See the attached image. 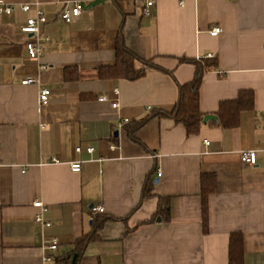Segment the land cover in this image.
Instances as JSON below:
<instances>
[{
	"label": "crops",
	"instance_id": "1",
	"mask_svg": "<svg viewBox=\"0 0 264 264\" xmlns=\"http://www.w3.org/2000/svg\"><path fill=\"white\" fill-rule=\"evenodd\" d=\"M2 1L14 11L0 16V264H45L46 254L71 264L75 255V264H229L233 234L243 238L244 264H264V0H153L149 17V0ZM69 2L83 9L66 24L60 15ZM38 11L50 42L30 60L34 38L22 28ZM214 28L222 33L212 37ZM120 34L158 68L136 81L100 78L116 65ZM183 59L217 63L200 89L205 116L216 117L244 90L254 92V109L235 129L211 121L195 135L174 120L150 119L133 141L127 126L173 111L179 88L194 80L196 67ZM28 77L37 83L23 85ZM44 89L47 105L39 99ZM251 151L257 165L244 166ZM74 163L81 172H72ZM207 174L216 176L217 191L205 231ZM160 198L170 199L167 221L158 215ZM36 201L47 208L48 228L35 222ZM98 206L104 214L92 212ZM94 219L106 222L79 257L76 244L92 234ZM52 240L58 252L44 251Z\"/></svg>",
	"mask_w": 264,
	"mask_h": 264
},
{
	"label": "trees",
	"instance_id": "2",
	"mask_svg": "<svg viewBox=\"0 0 264 264\" xmlns=\"http://www.w3.org/2000/svg\"><path fill=\"white\" fill-rule=\"evenodd\" d=\"M182 62L192 64L196 67V75L192 82L179 88V98L175 108L171 112H153V114L142 121L131 123L127 126L130 137L138 141L137 133L147 124L150 119L167 118L181 124L188 135L198 134L203 125L205 115L200 110V89L203 77L210 70L216 68V61L209 59L191 60L183 59ZM141 64V68L136 65ZM152 60H143L132 53L124 44L121 34L116 44V65L112 68L100 70V78L103 79H124L136 81L146 75L147 69H157ZM255 107V95L251 90H244L239 93L237 99L222 102L219 111L215 114L218 118L217 124L225 130L235 129L239 126L240 116L244 112L252 111ZM217 191V178L214 175H203L201 177V199L203 225L208 230L209 198ZM146 187L143 198L151 196ZM158 215L165 221L170 219V199L160 198ZM106 220L94 219L93 232L80 239L75 248V253L80 257L88 243L97 239L98 232L102 229ZM55 264H71L67 262H56ZM229 264H244L243 238L240 234H233L230 241Z\"/></svg>",
	"mask_w": 264,
	"mask_h": 264
},
{
	"label": "built area",
	"instance_id": "3",
	"mask_svg": "<svg viewBox=\"0 0 264 264\" xmlns=\"http://www.w3.org/2000/svg\"><path fill=\"white\" fill-rule=\"evenodd\" d=\"M154 6V1L149 0L146 4V7L144 9V16L149 17L151 15L152 8ZM31 9L30 5H24L22 7V11L25 13H28ZM83 5L81 2H74V3H68V8H66L60 15L62 21L66 24H71L74 19L78 18L82 14ZM14 11V8L10 5H7L4 1L0 0V16H10ZM47 23V19L44 17V14L41 11L37 12L36 18H30L27 20L26 24L22 28V32L26 35L33 36V40L27 43L26 48L28 52V57L30 60H37L39 59L45 52V45L50 42V39L48 36H43L41 33V26L45 25ZM222 33L221 28H214L210 35L212 37H216ZM208 58H213L212 55H209ZM45 69V68H43ZM37 80L35 78H25L23 80V85H33L36 84ZM115 94L118 95V91H115ZM51 96V90L44 89L40 92L39 99L40 103L42 105H47L49 103V99ZM102 102L109 101L108 97H102ZM112 107L114 109L119 107V103L115 102L112 104ZM128 123V120L125 121ZM206 145H210V143H206ZM112 149H115V147H112ZM88 154L94 153V148L88 147L87 148ZM76 152L80 154L82 152L81 148H77ZM52 161L56 164H60V160L57 158L52 159ZM241 162L244 166H256L257 165V154L254 151L246 152L241 157ZM71 170L74 173H79L82 170V165L80 163H74L71 166ZM162 174L159 173L158 177L161 178ZM34 207L39 209V214L35 217V222L37 224L42 225V227L48 228L51 226V223L49 221H46L44 218L45 213L47 212V208L41 201L34 202ZM92 212L94 214H104L105 209L103 206L94 207L92 209ZM59 249V243L57 240H52L51 242L44 244V251L55 253L58 252ZM43 262L45 264H54L55 258L52 255H45L43 257Z\"/></svg>",
	"mask_w": 264,
	"mask_h": 264
},
{
	"label": "water",
	"instance_id": "4",
	"mask_svg": "<svg viewBox=\"0 0 264 264\" xmlns=\"http://www.w3.org/2000/svg\"><path fill=\"white\" fill-rule=\"evenodd\" d=\"M100 1H95V2H93L92 4H91V6L92 5H96V4H98ZM211 121H215V122H217L218 121V118L217 117H215V116H206L205 117V119H204V123H208V122H211ZM159 183V180H156L155 181V184L157 185ZM158 221L160 222V219H158ZM76 258H77V256L75 255L74 256V260H73V264H75V262H76Z\"/></svg>",
	"mask_w": 264,
	"mask_h": 264
}]
</instances>
